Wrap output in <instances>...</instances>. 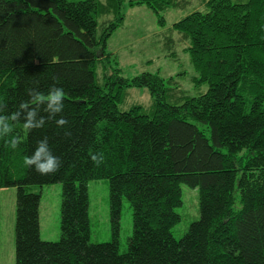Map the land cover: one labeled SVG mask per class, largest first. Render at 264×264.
Instances as JSON below:
<instances>
[{
	"label": "trees",
	"instance_id": "trees-1",
	"mask_svg": "<svg viewBox=\"0 0 264 264\" xmlns=\"http://www.w3.org/2000/svg\"><path fill=\"white\" fill-rule=\"evenodd\" d=\"M124 4L0 0V104L15 112L29 101L28 89L62 87L60 115L69 121L58 127L49 119L31 131L18 123L17 150L0 137V189L17 188L15 264H264V0H204L206 11L172 26L190 43L194 83L208 86L176 98L175 78L126 79L108 60ZM182 4L130 6L145 5L165 23L161 14ZM100 67L108 72L100 75ZM132 88L150 91L153 110L119 109ZM45 136L62 166L39 175L22 161ZM102 179L110 182L113 240L94 244L88 183ZM54 184L63 187L61 239L45 242L41 194L27 188ZM182 184L199 189L200 219L178 241L172 228L181 221ZM124 199L133 235L122 253Z\"/></svg>",
	"mask_w": 264,
	"mask_h": 264
},
{
	"label": "rangeland",
	"instance_id": "rangeland-1",
	"mask_svg": "<svg viewBox=\"0 0 264 264\" xmlns=\"http://www.w3.org/2000/svg\"><path fill=\"white\" fill-rule=\"evenodd\" d=\"M101 1L105 2V0ZM134 1L140 0H125L123 7L125 21L108 42L107 52L115 56V60L112 59V54L109 58L107 56L113 68L121 69V76L126 79H133L146 72L158 73L167 81L175 78L172 85L169 84L173 89L171 94L175 98L182 95L198 96L207 92V85H201L198 88L193 81L197 73L191 64L187 50L190 43L172 28L176 22L190 13L206 11L204 0H180L183 3L181 8H170L161 14L165 23H160L158 15L145 5L132 8L130 3ZM98 72L101 75L108 71L100 67ZM154 105V98L148 89L132 88L127 92V97L119 109L128 111L135 106H142L147 110H153ZM27 191L41 194V240L59 242L63 202L62 184L44 187L30 186ZM88 191L91 242L94 244L111 242L113 231L110 182L107 179L90 181ZM181 191L182 204L175 209L181 221L172 228V234L178 241L185 236L191 224L200 219L199 189L182 184ZM16 201L17 188L0 189V264L16 262ZM120 225V252L124 253L133 235V210L126 199L122 204Z\"/></svg>",
	"mask_w": 264,
	"mask_h": 264
},
{
	"label": "clouds",
	"instance_id": "clouds-1",
	"mask_svg": "<svg viewBox=\"0 0 264 264\" xmlns=\"http://www.w3.org/2000/svg\"><path fill=\"white\" fill-rule=\"evenodd\" d=\"M27 94L29 101L22 102L15 112H5L4 106L0 104V137L8 138V146L12 150H17L21 145L20 136L15 134L18 123L29 131L43 128L49 119L55 120L58 127L69 123L60 115L66 107L65 91L62 87L53 86L47 92L30 88ZM41 110L47 115H42ZM92 159L99 163L102 157L94 155ZM22 163L39 175L54 174L62 166L61 158L54 153L46 136L39 139L31 151L24 155Z\"/></svg>",
	"mask_w": 264,
	"mask_h": 264
}]
</instances>
